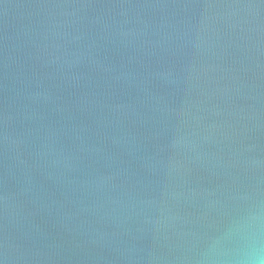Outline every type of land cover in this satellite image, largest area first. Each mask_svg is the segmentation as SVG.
I'll use <instances>...</instances> for the list:
<instances>
[{
    "label": "water",
    "instance_id": "obj_1",
    "mask_svg": "<svg viewBox=\"0 0 264 264\" xmlns=\"http://www.w3.org/2000/svg\"><path fill=\"white\" fill-rule=\"evenodd\" d=\"M264 204V0H0V264H199Z\"/></svg>",
    "mask_w": 264,
    "mask_h": 264
},
{
    "label": "clouds",
    "instance_id": "obj_2",
    "mask_svg": "<svg viewBox=\"0 0 264 264\" xmlns=\"http://www.w3.org/2000/svg\"><path fill=\"white\" fill-rule=\"evenodd\" d=\"M199 264H264V204L232 218L211 238Z\"/></svg>",
    "mask_w": 264,
    "mask_h": 264
}]
</instances>
